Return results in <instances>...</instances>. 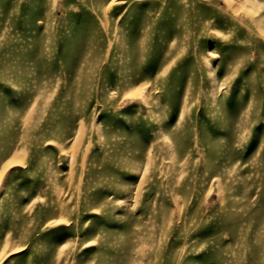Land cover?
<instances>
[{"label": "rangeland", "instance_id": "1", "mask_svg": "<svg viewBox=\"0 0 264 264\" xmlns=\"http://www.w3.org/2000/svg\"><path fill=\"white\" fill-rule=\"evenodd\" d=\"M0 264H264V0H0Z\"/></svg>", "mask_w": 264, "mask_h": 264}]
</instances>
